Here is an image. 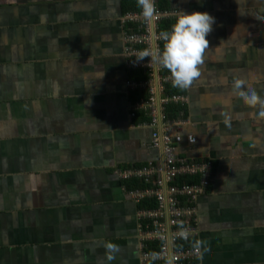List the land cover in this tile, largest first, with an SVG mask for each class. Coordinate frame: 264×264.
Wrapping results in <instances>:
<instances>
[{"label":"crops","instance_id":"crops-1","mask_svg":"<svg viewBox=\"0 0 264 264\" xmlns=\"http://www.w3.org/2000/svg\"><path fill=\"white\" fill-rule=\"evenodd\" d=\"M152 4L153 33L180 11L214 17L200 75L180 88L184 124L171 126L179 157L210 162L200 262L264 264V116L232 89L243 79L264 95V0ZM141 11L140 0H0V264H142L139 209L116 175L162 164L136 105L146 94L133 102L127 85L123 33L139 25L126 15Z\"/></svg>","mask_w":264,"mask_h":264},{"label":"built area","instance_id":"built-area-1","mask_svg":"<svg viewBox=\"0 0 264 264\" xmlns=\"http://www.w3.org/2000/svg\"><path fill=\"white\" fill-rule=\"evenodd\" d=\"M160 16V12L154 10L150 19L138 22L140 17H144L142 11L126 15V22L138 23L139 26L135 31L124 32L123 42L129 70L146 72V79L130 80L127 85L133 91L146 94V99L136 105L147 115L152 128L151 146L161 152L162 164L161 167L143 165L117 170L116 175L122 181L139 179L149 182L151 177H157L151 182V188L126 191L137 205L147 198H154L156 202L155 208L138 210L137 231L142 264H201L195 205L209 184L210 162H197L176 154L182 136L178 128L171 132L175 121L167 120L164 112L167 104L183 105L185 98L183 94L163 95L164 85L173 84L171 73L160 75L165 69L159 62L165 41L162 32L150 30L151 24L156 26L160 22ZM177 124H184V121L179 120ZM185 138L188 144L195 142L191 135ZM184 175L197 176L199 180L193 184L172 183ZM153 243H157L158 248L149 251Z\"/></svg>","mask_w":264,"mask_h":264},{"label":"clouds","instance_id":"clouds-1","mask_svg":"<svg viewBox=\"0 0 264 264\" xmlns=\"http://www.w3.org/2000/svg\"><path fill=\"white\" fill-rule=\"evenodd\" d=\"M143 15L154 14L152 0H140ZM214 17L206 11H180L171 29L163 33L164 45L159 56L160 64L167 68L175 87L186 89L200 75L205 51L209 48L207 34L211 31ZM234 93L250 106H259L260 115L264 116V95L243 79L232 82ZM244 89L245 91H241Z\"/></svg>","mask_w":264,"mask_h":264},{"label":"trees","instance_id":"trees-1","mask_svg":"<svg viewBox=\"0 0 264 264\" xmlns=\"http://www.w3.org/2000/svg\"><path fill=\"white\" fill-rule=\"evenodd\" d=\"M137 9H135L136 11ZM139 10V9H138ZM137 10V11H138ZM134 25V24H133ZM160 31L161 32H166L168 31V25L166 27H163L162 29V25L160 26ZM164 45V44H163ZM167 74H170V71L165 68L164 70L161 71L160 75L161 76H165ZM131 80H140V79H146V72L144 70H138V71H133L131 74ZM134 97H133V102H137L139 99H144L145 98V93L144 92H138L135 91L134 92ZM182 91L180 90V88L175 87L173 84H165L164 85V91H163V95H175V94H181ZM185 107L184 104H174V103H169L165 106V116L167 118V120L169 121H179L184 119V115H185ZM148 120V118H146ZM156 176L151 177L149 182H144L143 180H139V179H129L126 181H123L124 186L126 188V190L131 191L134 189H144V188H151V182L157 180ZM198 177L197 176H189V175H184V176H180L177 177L173 180V184H182V183H187V184H193V183H197L198 182ZM156 207V202L154 200V198H147L142 200V202L137 205L138 209H152ZM158 248V244L157 243H153L150 245V247L148 248L149 251H155ZM152 264V263H151Z\"/></svg>","mask_w":264,"mask_h":264}]
</instances>
